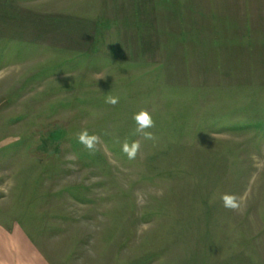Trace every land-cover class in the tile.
<instances>
[{"label": "rangeland", "instance_id": "rangeland-1", "mask_svg": "<svg viewBox=\"0 0 264 264\" xmlns=\"http://www.w3.org/2000/svg\"><path fill=\"white\" fill-rule=\"evenodd\" d=\"M0 225L42 264H264V0H0Z\"/></svg>", "mask_w": 264, "mask_h": 264}, {"label": "crops", "instance_id": "crops-1", "mask_svg": "<svg viewBox=\"0 0 264 264\" xmlns=\"http://www.w3.org/2000/svg\"><path fill=\"white\" fill-rule=\"evenodd\" d=\"M23 234L0 225V264H42Z\"/></svg>", "mask_w": 264, "mask_h": 264}, {"label": "clouds", "instance_id": "clouds-1", "mask_svg": "<svg viewBox=\"0 0 264 264\" xmlns=\"http://www.w3.org/2000/svg\"><path fill=\"white\" fill-rule=\"evenodd\" d=\"M108 102L115 104L117 103L116 97H109ZM134 119L138 125V131H142L143 129L150 128L153 125V119L148 111L141 110L134 115ZM147 138H151V133H144ZM80 142L88 149H92L97 140L95 135H89L86 131L81 132L79 135ZM122 150L127 154L129 159H133L136 156L138 150V144L132 143L129 145L128 143H124L122 146ZM222 200L225 207L228 208H236L237 201L233 195L225 194L222 196Z\"/></svg>", "mask_w": 264, "mask_h": 264}]
</instances>
